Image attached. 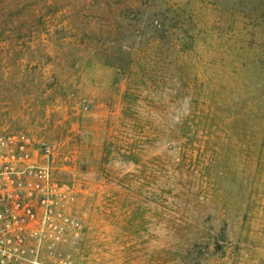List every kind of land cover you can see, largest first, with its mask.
I'll return each instance as SVG.
<instances>
[{
    "label": "rangeland",
    "instance_id": "rangeland-1",
    "mask_svg": "<svg viewBox=\"0 0 264 264\" xmlns=\"http://www.w3.org/2000/svg\"><path fill=\"white\" fill-rule=\"evenodd\" d=\"M10 133L66 264H264V0H0Z\"/></svg>",
    "mask_w": 264,
    "mask_h": 264
},
{
    "label": "built area",
    "instance_id": "built-area-1",
    "mask_svg": "<svg viewBox=\"0 0 264 264\" xmlns=\"http://www.w3.org/2000/svg\"><path fill=\"white\" fill-rule=\"evenodd\" d=\"M49 152L28 135L0 134V264H66L50 244L63 235L56 224L63 215L49 181Z\"/></svg>",
    "mask_w": 264,
    "mask_h": 264
}]
</instances>
